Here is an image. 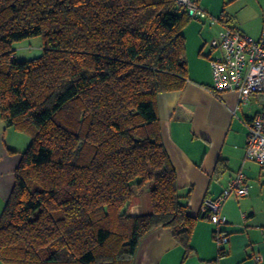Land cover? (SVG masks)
<instances>
[{"label":"trees","instance_id":"trees-1","mask_svg":"<svg viewBox=\"0 0 264 264\" xmlns=\"http://www.w3.org/2000/svg\"><path fill=\"white\" fill-rule=\"evenodd\" d=\"M191 20L175 0H0V119L30 138L0 214L1 263L134 264L159 229L191 254L197 218L157 113L188 82ZM38 37L42 54L17 60L13 44ZM140 190L150 208L134 216Z\"/></svg>","mask_w":264,"mask_h":264},{"label":"crops","instance_id":"crops-1","mask_svg":"<svg viewBox=\"0 0 264 264\" xmlns=\"http://www.w3.org/2000/svg\"><path fill=\"white\" fill-rule=\"evenodd\" d=\"M197 3L207 15L217 12L206 0ZM215 19L214 38L223 27H228L231 17L221 15ZM262 19L264 23V16ZM192 20L187 27L194 31ZM185 29L188 82L181 91L160 94L157 113L181 200L197 218L190 243L192 252L184 259V251L173 241L171 230L159 229L141 241L134 264H264V167L245 155L247 124L261 103L250 97L241 104L235 92L214 95L209 64L214 52L206 49L192 31L187 35ZM29 143L27 135L6 126L0 119V214L12 191L21 154ZM239 172L245 175L249 192L242 198L230 196L221 207L220 214L226 219L222 230L229 241L219 254L213 239L215 227L209 218L202 217L206 214L202 208L206 200H215ZM143 193L144 190L137 191L135 196ZM134 201L135 197L130 209L132 215L147 213L143 203ZM257 257L261 261H256Z\"/></svg>","mask_w":264,"mask_h":264},{"label":"built area","instance_id":"built-area-1","mask_svg":"<svg viewBox=\"0 0 264 264\" xmlns=\"http://www.w3.org/2000/svg\"><path fill=\"white\" fill-rule=\"evenodd\" d=\"M186 9L192 19H207L206 12L201 10L194 0H175ZM213 56L209 59L211 70V91L220 96L227 92H235L239 103L244 104L250 97L261 103V108L247 124L245 155L261 167H264V24L258 40L223 27L210 43ZM249 184L242 172L231 179L222 193L215 200H206L202 212L210 213L209 221L215 227L213 239L219 252L229 241L222 230L226 219L220 211L223 203L232 195L242 198L248 195ZM256 261H261L260 257Z\"/></svg>","mask_w":264,"mask_h":264},{"label":"rangeland","instance_id":"rangeland-1","mask_svg":"<svg viewBox=\"0 0 264 264\" xmlns=\"http://www.w3.org/2000/svg\"><path fill=\"white\" fill-rule=\"evenodd\" d=\"M215 9L216 13L208 15L207 20L198 21L193 19L190 25H195L193 28L185 29V33L188 35V31L192 35L199 37L202 44H205V48H210V43L214 39L215 25H212V21L221 15L225 17L230 16L231 21L227 24L228 27H235L237 31L244 32L251 38L257 40L261 35L263 27L264 16V0H206ZM216 20V19H215ZM214 23V21H213ZM263 23V24H262ZM240 32V33H241ZM243 34V33H242ZM193 48V47H192ZM12 49L15 51V57L17 60H28L39 57L42 54L41 39L33 38L22 42L14 43ZM189 52H191L189 50ZM135 202H141L149 210L148 192L144 190V193L138 197L135 196ZM148 212V211H147Z\"/></svg>","mask_w":264,"mask_h":264}]
</instances>
